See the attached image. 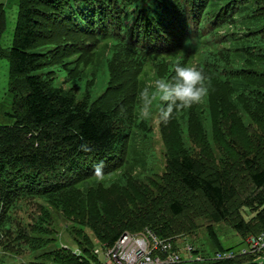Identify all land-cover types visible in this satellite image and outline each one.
I'll use <instances>...</instances> for the list:
<instances>
[{
  "label": "trees",
  "instance_id": "1",
  "mask_svg": "<svg viewBox=\"0 0 264 264\" xmlns=\"http://www.w3.org/2000/svg\"><path fill=\"white\" fill-rule=\"evenodd\" d=\"M5 26L0 4L11 119L0 125V256L104 264L123 233L148 229L177 264H264L262 252L223 247L215 229L228 226L241 244L264 234V0H18L7 49ZM103 45L99 68L91 60ZM147 62L155 80H171L178 62L196 66L211 88L167 122L158 117L163 168L142 178L128 163L136 142L153 137L139 106ZM244 210L255 215L246 221ZM56 218L70 223L74 249ZM201 227L209 250L191 244L185 254L177 240ZM224 251L233 257L215 258Z\"/></svg>",
  "mask_w": 264,
  "mask_h": 264
},
{
  "label": "rangeland",
  "instance_id": "2",
  "mask_svg": "<svg viewBox=\"0 0 264 264\" xmlns=\"http://www.w3.org/2000/svg\"><path fill=\"white\" fill-rule=\"evenodd\" d=\"M1 1H3L5 13H6V26H5L4 33L2 34V37H1V46L2 48L7 49V48H10L11 42H12V37H13L12 35H13V28H14V24L16 20L18 0H0V2ZM239 19H242V18L239 16L237 20ZM237 28L239 29L238 33H240V31H242L241 26H237ZM241 36H242L241 34H238V37H241ZM108 52H109V49L105 45L97 48L91 60V63H95V65L99 66V68H102V64H104V59L107 57ZM76 59H77V55L70 58V60L72 61ZM151 64L152 63L150 62H147L145 64L143 73L140 76L141 81H142L140 82L141 91L145 89L146 87H148L149 85H154L155 78H154ZM86 68H88V66H86ZM102 70L103 69L100 70L101 73L99 74V76H97L95 85L93 87L94 89L93 93L96 95L100 94L104 86L106 85V76L104 77V75L102 74L103 73ZM8 72H9L8 61L5 58H0V125H8L11 123V119H9L8 117L4 115V110H6L10 102V98L6 95V92L8 89V80H9ZM63 87L69 88L67 87V85H63ZM139 106H140V112H141V107H142L141 97L139 101ZM152 107H154V105ZM148 119H149V123L153 130L152 140L150 141V143H145L144 141L139 139L134 145V150L132 152L134 155H136V158H135L136 160H132L128 163V167L132 168V174L140 175L142 178H145V174H149L150 172L160 173L162 171L163 164H164V156L162 155V152H161L162 150L160 148L161 139L158 136V114L156 111H154V109L152 110L151 117H149ZM136 162H138V164H136ZM133 163H135V165L137 166L133 167L132 166ZM32 210L33 209H30V211ZM21 214L22 215L20 216H22V218H24L27 221L29 215H26V213H21ZM254 215H255L254 213H251L248 210L243 211V216L246 221H248ZM55 222L58 223L55 226H56L57 231H59L58 235L60 237L61 242L63 244H68V246L71 247V249H74L76 245L73 242L72 238L69 236V234L64 229L66 228V226H70V223L67 222L65 224L61 222L60 220H58L57 218L55 219ZM215 229L217 230L219 234V238H220V241L223 247L229 248V247L236 245L237 247V249H235L236 254L241 253V252L238 253L239 250L240 251H243L244 249L247 250L246 240H248L250 236H255V235H250L246 237L244 239V244H241V238L238 235H236L228 226L220 224V225L215 226ZM141 232L146 233L150 231L148 229H144L143 231H140L138 233H141ZM88 233L90 234V232ZM261 235L264 236V234H259L256 236H261ZM90 237L92 238L93 236H90ZM190 238L191 239H187L189 241L187 240L184 241L183 239L177 240L178 243H182V247H183L182 249L185 254H187L188 247L191 244L192 245L194 244V246L198 248L203 247L206 251L209 250L205 242V230L203 227L199 228L193 235L190 236ZM183 241L184 242L187 241L188 246L185 243H183ZM93 243L96 244L98 243V241L94 238ZM233 252L234 251H224L223 253L233 254ZM256 252L264 253V249H258V250L253 251V253H256ZM223 253H220V254H223ZM181 256H183V254H181ZM30 260H31L30 257L21 258V257L7 256V255L0 256V264H21L22 262H27Z\"/></svg>",
  "mask_w": 264,
  "mask_h": 264
},
{
  "label": "clouds",
  "instance_id": "3",
  "mask_svg": "<svg viewBox=\"0 0 264 264\" xmlns=\"http://www.w3.org/2000/svg\"><path fill=\"white\" fill-rule=\"evenodd\" d=\"M175 75L169 80L158 78L154 85H149L140 93L143 118L152 115V102L158 101V117L162 122H167L175 110L191 107L200 103L208 95L211 88V77L203 69L193 65L176 64ZM81 150L90 151L86 144L81 145ZM95 173L100 174V168H95Z\"/></svg>",
  "mask_w": 264,
  "mask_h": 264
},
{
  "label": "built area",
  "instance_id": "4",
  "mask_svg": "<svg viewBox=\"0 0 264 264\" xmlns=\"http://www.w3.org/2000/svg\"><path fill=\"white\" fill-rule=\"evenodd\" d=\"M247 250L241 253H253L254 250L264 249V236H250L246 240ZM166 255L165 260L154 257L153 252ZM190 251V247H188ZM99 252L95 250V253ZM104 264H177L179 256L171 251L168 241L157 240L153 233H123L111 248L102 252ZM189 257V256H188ZM233 257L232 253L216 254V259Z\"/></svg>",
  "mask_w": 264,
  "mask_h": 264
},
{
  "label": "crops",
  "instance_id": "5",
  "mask_svg": "<svg viewBox=\"0 0 264 264\" xmlns=\"http://www.w3.org/2000/svg\"><path fill=\"white\" fill-rule=\"evenodd\" d=\"M4 3H5V2H4ZM0 4L3 5V1H1ZM3 7H4V5H3ZM4 10H5V9H4Z\"/></svg>",
  "mask_w": 264,
  "mask_h": 264
}]
</instances>
